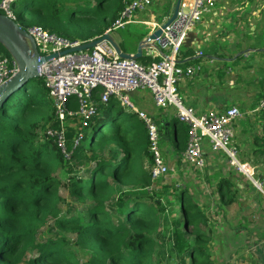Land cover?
<instances>
[{"label": "trees", "instance_id": "16d2710c", "mask_svg": "<svg viewBox=\"0 0 264 264\" xmlns=\"http://www.w3.org/2000/svg\"><path fill=\"white\" fill-rule=\"evenodd\" d=\"M3 1L0 14L6 15ZM129 2L15 0L10 11L23 32L40 28L70 43L85 44L103 36ZM153 4L161 6L166 15L172 8L171 0ZM0 54L12 58L1 42ZM193 58V51L183 49L178 61L187 66L196 62ZM239 62L237 59L235 66ZM260 83L264 89V80ZM100 92L97 89L94 94L95 111L85 119L86 125L80 122L77 130L66 128L63 153L45 134L47 128L61 130V124L43 80L35 78L8 91V99L0 105V264H20L33 252L40 258L25 264H213L205 247L208 236L203 232L208 219L192 194L175 187L171 193L170 187L158 185L149 190L152 158L145 122L116 97L102 102ZM263 96L258 95L255 103ZM67 104L70 110H78L75 100ZM158 111L168 115V111ZM155 123L169 138L171 132L179 163L188 141V126L176 118ZM258 123L264 133V116ZM253 137L254 153L264 159V137ZM79 167L84 170L82 175ZM60 170L74 174L67 184L69 195L86 206L77 215H70L71 210L65 215L61 208ZM229 179H222L219 187L225 208L238 202L241 188ZM50 221L55 235L38 240L40 230ZM65 231L73 233L75 246L88 253L86 262L68 248V240L61 235ZM163 232L175 245L170 253L180 254L174 263H169L164 250L157 249Z\"/></svg>", "mask_w": 264, "mask_h": 264}, {"label": "built area", "instance_id": "2783aa9c", "mask_svg": "<svg viewBox=\"0 0 264 264\" xmlns=\"http://www.w3.org/2000/svg\"><path fill=\"white\" fill-rule=\"evenodd\" d=\"M15 0H4L1 8L6 16L14 19L10 4ZM157 0H131L114 24L104 35L124 28L133 22L138 11H144ZM177 0H171L172 10ZM218 0H181L177 18L167 26L161 36L150 40L144 47L142 57L145 63L136 59H122L114 48L104 41L95 48L62 55L65 50L81 45L70 43L40 28H33L28 33L33 37L42 60L38 66L39 78L50 91L56 108V117L60 121L61 130L47 129L45 134L54 139L58 147L65 153L64 120L69 116H78L81 123L93 115L94 94H99L102 102L107 103L112 97L120 100L135 110L148 131L149 152L152 158L150 191L160 183L165 184L169 177H174L178 170L167 163L161 147L160 129L154 120L143 111H139L129 103L127 94L137 90L151 93L154 106L158 109L175 111L176 119L188 126V141L181 160L186 170L202 172L210 155L225 158L231 169L264 194V183L256 179V168L240 157L239 149L233 144L236 138V126L245 117L264 116V96L251 112H242L236 106H229L222 111L207 110L197 113L187 106L180 94V85L201 71L198 66L184 67L180 65L179 56L186 41L194 33L197 26L208 16H217ZM260 6V4H259ZM170 13V12H169ZM166 15L163 23L144 22L154 33L169 18ZM172 13V11H171ZM103 35V36H104ZM103 36L99 37L102 38ZM98 38V39H99ZM44 61L45 57H51ZM196 57L204 56L202 50ZM17 72V62L12 57L0 54V87ZM75 100L78 110L68 108V102ZM80 123V122H79ZM206 142L209 143L206 144Z\"/></svg>", "mask_w": 264, "mask_h": 264}, {"label": "rangeland", "instance_id": "374dc122", "mask_svg": "<svg viewBox=\"0 0 264 264\" xmlns=\"http://www.w3.org/2000/svg\"><path fill=\"white\" fill-rule=\"evenodd\" d=\"M189 2L190 0H185ZM250 2V6L263 7L264 0H219L216 8L221 3L224 6L234 11L236 8L246 6L245 4ZM173 4V3H172ZM248 7V6H247ZM260 7V8H262ZM166 17L164 9L160 6L153 4L151 7L144 11H138L133 22L127 24L124 28L112 32L111 36L114 41L125 51L134 52L137 50L141 40L146 37V34L151 29L145 25L144 22L163 23ZM27 49L25 54L28 57L32 56L31 42L27 39H23ZM19 44L20 49L22 47ZM133 54V53H129ZM201 63L207 62V58L201 57ZM140 63H145L146 59H138ZM224 66L227 63H222ZM129 103L135 105L136 109L145 112L156 122L166 118L170 120V111L168 115L164 116L154 106L151 93L147 90H137L127 94ZM254 97V96H253ZM72 100V99H71ZM70 100V101H71ZM187 104L186 101H184ZM229 106H236L241 109L242 106H237V101H230ZM258 103L252 102L251 99L246 100V108L254 109ZM261 116L249 117V126L247 127L246 134L237 133L236 138L233 140V144L240 151V158L247 161L256 168V179L261 182V178H264V159H259L256 153L253 152L257 148L254 139V132L252 128L256 125ZM246 119V117H245ZM154 121V122H155ZM64 129L74 128L78 129L80 119L78 116H69L64 120ZM161 130V147L166 156L167 163L174 166L178 172L174 177H169V180L158 186L161 188L170 187V192H174L176 189H187L193 196L195 203L199 205L201 211L206 215L208 223L203 227V232L208 236V240L205 242V247L208 251L209 258L213 261V264H264V194L257 190L253 184H250L239 174H236L229 166L225 158H220L217 161L213 160V155L208 158L207 167L202 172L196 170H186L184 168L182 160L174 157V161L170 164V141L171 136L166 134L165 130L158 125ZM49 129V128H47ZM248 130V131H247ZM250 131L253 132L250 135ZM163 137V138H162ZM79 140V139H78ZM206 144L209 145L208 142ZM66 153V152H65ZM257 161V163H254ZM257 164V165H255ZM79 175L83 174V169L79 167ZM74 174H69L65 170H60L57 177L60 180L59 194L64 199L61 203L63 213L66 215L69 210L72 211L70 215H77L78 212L85 210L86 206L80 204L77 199L70 197L67 184L69 178ZM230 178L229 181L232 184H238L241 186L239 189L238 202L227 208H225L220 202V182L222 179ZM264 183V181H263ZM236 186V185H235ZM169 193V191H168ZM170 193V200L173 199V195ZM54 222L50 221L45 227L40 230L37 236L38 240L44 241L47 237L54 236L53 231ZM61 235L68 240V248L76 252L78 258L82 263L88 259V253L75 246L76 236L73 233L67 231L61 233ZM169 234L163 232L158 237L159 251L164 250L166 252L169 263H174L180 260V254L177 251L170 253V248H175L173 242L168 239ZM191 236H195L192 232ZM35 252L29 254L27 259H24L22 263L28 262L30 259L37 258ZM42 259L47 257H41ZM40 259V260H42ZM188 261V260H187Z\"/></svg>", "mask_w": 264, "mask_h": 264}, {"label": "crops", "instance_id": "0c3cea01", "mask_svg": "<svg viewBox=\"0 0 264 264\" xmlns=\"http://www.w3.org/2000/svg\"><path fill=\"white\" fill-rule=\"evenodd\" d=\"M245 5L231 11L221 3L216 8L217 16L206 17L183 47L187 51H193V59H196V62L184 67L201 68L193 78L186 79L180 85V94L187 102L186 105L194 108L197 113L207 110L222 111L229 107L230 101L235 100L237 106H242L239 108L242 112H251L255 108H246V100L251 99L253 102L258 95L264 94V89L259 85L264 80V4L263 7L250 6V2ZM199 50L208 59L203 64L195 56ZM237 59L240 62L235 66ZM221 75H224L222 79ZM173 118H176L175 111L170 109V121ZM258 121L252 131L254 135L264 137V133L258 129ZM248 126L249 119L246 118L236 126V133L246 134ZM253 132L250 131V135ZM255 151L256 148L253 152ZM167 152L170 153L171 164L174 157L177 158L172 140L170 151ZM220 158L222 159L221 156L213 155L214 161Z\"/></svg>", "mask_w": 264, "mask_h": 264}, {"label": "water", "instance_id": "95a60500", "mask_svg": "<svg viewBox=\"0 0 264 264\" xmlns=\"http://www.w3.org/2000/svg\"><path fill=\"white\" fill-rule=\"evenodd\" d=\"M181 0H177L175 6L172 10V13H169V18L160 28H158L154 33L149 34L148 37L141 42L137 48L135 54H129L121 50L120 46L114 41L111 35L106 34L102 38L93 40L91 42L81 44L79 46L65 50L62 55L73 53V52H82L88 51L95 48L97 45L107 41L114 48L116 53L122 59H140L142 57L143 49L150 42L161 36L162 31L169 26L176 18L178 10L180 8ZM23 39L29 40L31 42L32 56L28 57L25 54L27 46L25 42H22ZM0 42L8 49L9 53L17 62V72L12 76L3 86L0 87V105L8 99L7 93L10 89L19 87L23 84L29 83L32 79L39 78L38 66L41 64L42 60L39 58L38 50L34 42L33 37L28 32H23L19 27L6 15L0 14ZM22 47V50L19 47V44ZM45 57L44 61H48L52 58Z\"/></svg>", "mask_w": 264, "mask_h": 264}]
</instances>
